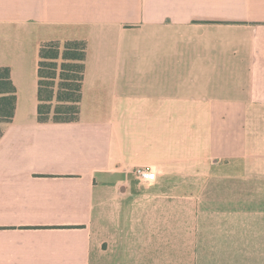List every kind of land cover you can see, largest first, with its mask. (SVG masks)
<instances>
[{"label":"crops","instance_id":"crops-1","mask_svg":"<svg viewBox=\"0 0 264 264\" xmlns=\"http://www.w3.org/2000/svg\"><path fill=\"white\" fill-rule=\"evenodd\" d=\"M71 39L88 43L80 119L40 123V45ZM0 67L18 96L0 264H264V136L246 125L264 117V0H0Z\"/></svg>","mask_w":264,"mask_h":264},{"label":"trees","instance_id":"trees-1","mask_svg":"<svg viewBox=\"0 0 264 264\" xmlns=\"http://www.w3.org/2000/svg\"><path fill=\"white\" fill-rule=\"evenodd\" d=\"M86 40L44 41L39 48L38 121L69 123L80 119ZM17 87L9 67H0V139L4 125L14 120Z\"/></svg>","mask_w":264,"mask_h":264},{"label":"rangeland","instance_id":"rangeland-1","mask_svg":"<svg viewBox=\"0 0 264 264\" xmlns=\"http://www.w3.org/2000/svg\"><path fill=\"white\" fill-rule=\"evenodd\" d=\"M246 125H247L248 135L250 137L253 138L254 136H258L259 134H261L262 137L264 136V117H261V118H254V117L246 118ZM250 140H251V138H250ZM220 156L221 155L218 154V157H220ZM215 171H218V170H215Z\"/></svg>","mask_w":264,"mask_h":264},{"label":"built area","instance_id":"built-area-1","mask_svg":"<svg viewBox=\"0 0 264 264\" xmlns=\"http://www.w3.org/2000/svg\"><path fill=\"white\" fill-rule=\"evenodd\" d=\"M137 173L141 180L150 182L154 179V170L151 167H143L137 170Z\"/></svg>","mask_w":264,"mask_h":264}]
</instances>
